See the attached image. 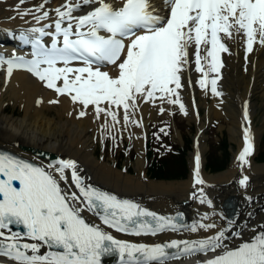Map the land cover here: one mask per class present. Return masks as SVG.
<instances>
[{
  "label": "snow or ice",
  "instance_id": "1",
  "mask_svg": "<svg viewBox=\"0 0 264 264\" xmlns=\"http://www.w3.org/2000/svg\"><path fill=\"white\" fill-rule=\"evenodd\" d=\"M24 2L19 0V4ZM47 2L44 0L34 9L40 13L34 16L38 23L49 18V11L44 10ZM164 3L167 16L160 15L151 0H120L119 6L108 0H65L53 10L56 19L52 24L29 29L32 34L38 33L32 39L23 33L19 37L31 44V59L0 56V63L7 64L9 76L13 69H25L58 97L67 95L83 109L93 106L97 119L104 114L106 130L121 123V109L124 128L129 124L141 127L142 121L134 118L140 101L155 103L159 99L161 103L178 105L186 115L179 90L192 57L195 71L201 73L199 86L205 90L210 86L214 96H221L217 83L224 66L222 54H230L227 42L242 38L246 57L255 44L264 46V0H164ZM84 5L91 10L74 15ZM32 14L31 9L18 12L21 18ZM49 28L54 30H45ZM44 36L51 37L49 46L42 41ZM107 66H112L116 74L102 70ZM164 111L161 107L160 113ZM85 115L84 110L79 112L80 117ZM243 120L248 121L247 104ZM252 153L251 131L244 127L243 148L237 156L241 167L248 164L247 158ZM76 168L71 160H59L55 165L59 180L66 179L65 170H72L71 182L79 195L75 192L69 195L51 172L0 154L3 177L0 179V257H7L15 264H102V257L116 254L119 264H166L169 259L215 252L224 247L225 230L200 240H172L154 245L114 238L100 227L86 223L81 212H93L108 228L136 236L178 231L182 226L173 218L158 216L130 201L85 186ZM247 179L245 176L239 183L244 186ZM14 181H18V187L13 185ZM204 183L197 153L193 185ZM207 218L205 214L202 219ZM14 224L23 226V234L11 232L10 226ZM215 227L212 223H194L189 230L208 231ZM5 229L10 234L6 235ZM22 236L35 243H21ZM42 245L56 250L40 254ZM206 264H264V232L250 243L225 249Z\"/></svg>",
  "mask_w": 264,
  "mask_h": 264
},
{
  "label": "bare ground",
  "instance_id": "2",
  "mask_svg": "<svg viewBox=\"0 0 264 264\" xmlns=\"http://www.w3.org/2000/svg\"><path fill=\"white\" fill-rule=\"evenodd\" d=\"M25 1V3L19 4V0H0V34L6 31L18 38L22 33V28L38 23L34 16H38L40 13H36L34 9L44 3V0ZM64 2L65 0H52L51 3L45 4L44 10L52 14L53 10ZM108 2L115 6L120 4V0H108ZM156 3L161 13L167 16L168 10L164 0H156ZM29 9L33 10L32 15H26L22 18L18 15V12ZM90 10V6L84 5L80 10V15H84ZM227 43L230 47V54H222L224 66L220 70L221 78L217 83V89L222 93L221 96H214L210 86L207 90L199 86L197 81L201 78V73L195 71L194 57H192L193 62L188 66V70L182 75L183 87L179 90L181 102L184 104L187 113L182 115L186 120L194 122L188 101L189 93L192 90L200 100L199 106L204 105L205 99L210 100V104H207L205 108L203 107L208 118L220 116L221 113L224 114L228 124L229 139L237 145L232 162L224 172L207 175L203 173V166L200 161V175L205 182L203 185H193L192 176L195 168L193 162L189 165L190 179L188 180L180 182L152 181L148 178L145 180L147 170L143 167V159L141 151H139L142 148L140 147V131L133 124L124 128L122 109L120 110L121 123L114 129L106 130L103 127L106 123L104 114L101 113L100 118L97 119L93 106L90 105L87 109H83L81 104H74L67 95L58 97L54 94V90L45 87L38 78L32 79L24 71H12L9 76L7 69L2 65H0V149H6L31 159L34 163H38L35 161L36 159L40 160L42 163L38 164L56 176L62 190L69 195L75 191L72 183H70L68 169L65 170L66 179L59 180L58 174L55 172L56 164L50 161L58 155H61L64 160L74 161L77 165L76 171L82 174L86 181L93 183L103 192L130 201L157 214L171 215L176 211H184L189 222L186 227L178 231L165 230L150 236H127L122 232L108 228L106 225H100L86 210L81 212L82 217L91 225L100 227L116 239L148 245L161 244V242L174 239L200 240L216 234L226 223L230 224L225 239L222 241L223 248H219L215 252H196L180 259H169L166 264L205 263L215 255L221 254L225 249L232 250L243 243H249L255 236L264 232V164L253 163V157L256 154L254 153L256 141L261 133V127L264 125V118L261 127L253 129L251 126L250 131L254 142L253 153L247 158L248 164L241 167L237 161V156L243 148L238 106L251 97L264 98V46L255 44L253 51L247 53L246 57L242 38L238 37L235 41H228ZM193 51L194 49H190V52ZM102 70L109 71L112 75L116 74L112 70V66ZM187 71L192 80L191 89L185 86ZM214 75V73L211 74V76ZM12 100L22 109L19 116L15 115L14 110L7 112L4 109V102ZM38 100L41 103L37 104ZM51 100H58L59 102L49 103ZM173 106L166 102L161 103L159 99L155 103L140 101L139 110L135 113L134 118L137 120L140 117L142 122L146 123V114L155 117L160 112L157 109L163 107L165 108L163 113L167 115ZM250 106L251 111H254L255 102L252 101ZM51 109L56 110L55 116L48 115V111ZM81 110L86 112L83 117L79 116ZM249 116H251L250 111ZM107 123L111 124L110 118L107 119ZM197 124L198 129H200L203 122L200 121ZM112 132L127 137L131 145L138 148V157L136 156L132 163L133 175L124 170L116 169L114 162L109 164L103 157L98 160L94 156L93 147L96 136ZM204 147L205 144H200V151H204ZM245 176L249 180L242 186L239 180ZM226 198H232L237 209L234 220L229 222L224 220L222 209H220ZM202 199L204 200L203 203L201 202ZM80 206L83 207V205ZM205 214L208 218L202 219ZM194 223H212L216 227L208 231L199 229L197 232H191L189 228ZM44 252L45 250L41 246L40 254ZM0 263L15 264L14 261L2 258H0Z\"/></svg>",
  "mask_w": 264,
  "mask_h": 264
},
{
  "label": "rangeland",
  "instance_id": "3",
  "mask_svg": "<svg viewBox=\"0 0 264 264\" xmlns=\"http://www.w3.org/2000/svg\"><path fill=\"white\" fill-rule=\"evenodd\" d=\"M253 101L255 102V106H254L255 110H254V113L252 114V120H253L254 128H257V127H261L263 124L264 98L254 97ZM4 106L7 112H11L12 110H14L16 116H19L22 112V109L20 108V106H18V104L15 103V101L13 100L4 102ZM201 111H202V114L204 115L205 111H203V108H201ZM55 114H56L55 109L54 110L51 109L50 111H48V115L50 116H55ZM208 122H209L208 127L204 132L205 133L204 134L205 149L203 151V155H205V160L207 161H209L213 157L214 159L217 158L216 161L221 160V157H222V160H223L222 165L223 164L226 165L224 168V170H226L229 168L232 162L231 158L233 154L231 152L232 150H234L235 146L237 149V145L232 143V141L229 139V135L227 132L228 124L225 120V116L221 115V116L210 117V119H208ZM147 123L150 126V135H152L154 139L153 146H154L155 154H157L158 152H163V151L168 152L175 145L177 148H182L184 150V147H187L185 143L189 141V145H190V136L193 135V132L195 130L194 124L190 120L184 119L183 115L181 114V112H179L178 108H171L169 112L167 113V115H163L160 113L158 115H155V117H150ZM161 129H164L165 131L162 132ZM174 129H177L176 132H177V135L179 134L178 136L176 135V133H174ZM165 132L167 134H165ZM259 138H260V141L257 143L256 153L258 152L260 155V152H262V154L264 153V125L262 127V132ZM222 139H223V142L225 141V143L227 144L226 150H227V153L230 154L229 155L230 156L229 158L231 160L229 161L230 164L228 161L226 164V162L224 161L225 158L223 159L224 155L222 153L224 151V148L222 149V147L219 145V142H222L221 141ZM124 145H125L124 148H126V151H129V148L127 147L129 145V141L126 137L118 136L116 133L103 134L101 139L97 138L95 142L94 156L98 157V155H100L98 151H101L103 149L105 161L112 164L113 159L117 161L119 160L117 157V154L118 152L121 151V149H123L122 147ZM188 153L189 152H186V164L187 165L189 164V161H190V156L188 155ZM136 154H137L136 149L132 147V151H130L128 155L132 163L134 162ZM259 155L254 157L255 163L262 162V160H259V157L261 156ZM131 157H134V158H131ZM226 157H228V154L226 155ZM125 161H126V157L122 159L121 165H123ZM129 167L128 165L126 166V169L129 170L128 173L134 174L132 170L133 166H132V169ZM206 173L213 174V173H216V171L214 170L212 173H210V171L207 169ZM187 176H188V171L184 179H188ZM182 180L183 179L175 180V181L180 182ZM205 194H206V191H205Z\"/></svg>",
  "mask_w": 264,
  "mask_h": 264
},
{
  "label": "trees",
  "instance_id": "4",
  "mask_svg": "<svg viewBox=\"0 0 264 264\" xmlns=\"http://www.w3.org/2000/svg\"><path fill=\"white\" fill-rule=\"evenodd\" d=\"M223 146H225V144H223ZM182 162H183V160H182ZM155 176H156V175H155ZM155 176H154V177H155Z\"/></svg>",
  "mask_w": 264,
  "mask_h": 264
}]
</instances>
